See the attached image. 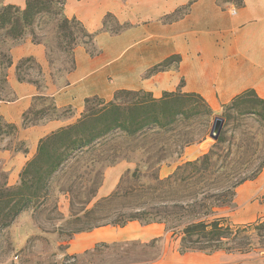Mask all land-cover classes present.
I'll list each match as a JSON object with an SVG mask.
<instances>
[{
    "label": "rangeland",
    "instance_id": "374dc122",
    "mask_svg": "<svg viewBox=\"0 0 264 264\" xmlns=\"http://www.w3.org/2000/svg\"><path fill=\"white\" fill-rule=\"evenodd\" d=\"M6 5L7 0H0V10ZM58 8L55 5L51 13L38 17L18 40H11L0 30L1 101L12 99L8 79L13 72L18 81L32 83L41 92L60 88L73 69L74 50L79 46L86 47L89 52L94 50L92 42L82 38L83 27L76 20L67 19L65 28L58 27L60 17L55 15L59 13ZM28 41L43 48L45 67L32 58L13 62L12 50ZM104 104L96 99L90 101L87 108L97 111ZM225 110L226 106L216 111L210 109L207 116L189 121L180 119L170 128H149L133 137L114 132L74 153L50 180L46 197L30 203L8 227L0 230V264H264L263 230L241 236L244 245L236 250H185L177 235L166 232L162 224L130 222L122 228L106 224L111 221L113 210L125 209L124 199L106 202L102 206L104 219L99 223L83 219L85 210L92 209L100 199L111 198L117 189L122 194L139 185L153 186L154 177L164 179L177 167L201 160L215 144L210 137L215 118L223 119L222 131L227 132V142L222 151L214 150L211 162L222 170H233L236 179L240 176L237 174L255 171L263 164L264 129L250 119L238 117L237 111H241V107L229 110L227 124ZM85 115L83 112L79 119L72 121L76 123ZM69 116V110L57 112L49 98L38 97L26 114V122L37 125L47 120L65 121ZM240 124L244 127L236 128ZM247 126L252 128L247 130ZM247 131L255 136L246 141L241 132ZM14 135H3L0 139L9 137L12 140L7 143V148L23 150V143L13 141ZM117 164L126 169L115 185L116 177L106 178V184L112 190L108 196L100 197L98 192L104 186L107 170ZM263 169L264 165L250 181L258 179ZM3 170L0 165V189L16 187L20 173L16 183L9 185ZM88 200L91 201L89 205L86 204ZM255 203L264 204V191L240 203L235 195L232 203L216 209L210 220L221 219L230 227L259 225L264 222V214L249 211ZM96 225L100 227L92 228ZM89 227V231L72 233Z\"/></svg>",
    "mask_w": 264,
    "mask_h": 264
},
{
    "label": "crops",
    "instance_id": "0c3cea01",
    "mask_svg": "<svg viewBox=\"0 0 264 264\" xmlns=\"http://www.w3.org/2000/svg\"><path fill=\"white\" fill-rule=\"evenodd\" d=\"M240 2L236 7L218 0H66L62 15L93 36L94 50H74L73 69L60 88L41 92L18 81L14 72L9 77L12 99L0 100V118L16 127L13 141L24 145L21 151L10 149L12 139H0V165L9 185L35 156L39 141L79 119L87 100L108 103L119 91H141L154 99L180 92L200 96L213 111L246 91L264 101V0ZM7 4L23 8L25 1ZM11 54L13 62L32 58L46 66L43 48L29 41ZM38 97L49 98L57 112L69 110L70 118L22 127ZM125 169L117 164L107 170L100 197L112 190L106 178L116 177L115 185ZM263 186L264 169L258 179L241 185L237 202L260 194ZM249 211L264 214V204Z\"/></svg>",
    "mask_w": 264,
    "mask_h": 264
},
{
    "label": "trees",
    "instance_id": "16d2710c",
    "mask_svg": "<svg viewBox=\"0 0 264 264\" xmlns=\"http://www.w3.org/2000/svg\"><path fill=\"white\" fill-rule=\"evenodd\" d=\"M65 1L25 0L22 9L6 5L0 10V30L5 31L11 40H18L26 28L32 26L38 17L51 13L55 5L59 7V13L55 14L60 17L58 27L63 29L68 22L60 14ZM218 1L222 5L232 4L236 7L241 4L240 0ZM81 33L82 38L92 42V35L84 29ZM165 66L163 64L160 68ZM92 100L86 101V115L81 120L39 141L36 154L22 169L20 182L16 187L0 189V230L8 227L30 203L46 197L50 180L60 172L74 153L114 132L133 137L149 128L166 129L180 119L189 121L210 113L209 106L200 96L180 92L164 94L161 98L154 99L150 94L141 91H119L114 94L112 101L102 105L97 111L87 108ZM225 106L224 119L227 124L230 119L229 110L241 107L242 110L237 111L238 117L242 120L250 119L254 125L264 129V101L253 91L244 92ZM35 124L36 122L28 124L26 114L23 115V127ZM239 127L244 126H236ZM251 128L252 126H247V130ZM16 130L15 126L4 123L0 118V137L13 135ZM226 133V130L221 131L211 151L203 155L201 160L177 167L164 179L154 177L153 186L139 185L122 194L117 189L111 198L100 199L92 209L85 210L83 219L99 223L104 219L102 206L106 202L124 199L125 209L113 210L110 214L111 221L106 224L120 228L130 222L162 224L166 232L177 235L180 246L185 250L232 251L243 246L241 240L244 238L241 236L249 235L254 230L264 231V222L259 225L230 227L221 219L210 218L214 216L216 209L232 203L240 185L257 177L264 165V159L263 164L255 171L250 174H237L240 175L237 179L234 178L233 170L226 171L216 167L211 160L215 155L214 150L222 151V146L227 142ZM241 136L247 141L255 135L247 131L241 132ZM229 152L227 149L226 154ZM90 202L88 200L86 204L89 205ZM98 227L100 225L92 228ZM90 229L91 227L78 229L72 233ZM262 238L264 239V233Z\"/></svg>",
    "mask_w": 264,
    "mask_h": 264
},
{
    "label": "water",
    "instance_id": "95a60500",
    "mask_svg": "<svg viewBox=\"0 0 264 264\" xmlns=\"http://www.w3.org/2000/svg\"><path fill=\"white\" fill-rule=\"evenodd\" d=\"M223 119L215 118L210 132V137L216 141L222 131Z\"/></svg>",
    "mask_w": 264,
    "mask_h": 264
}]
</instances>
